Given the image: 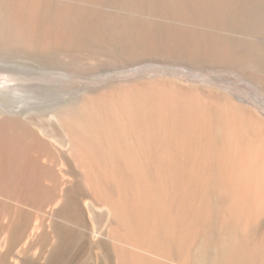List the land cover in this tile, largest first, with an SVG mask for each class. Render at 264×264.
Returning a JSON list of instances; mask_svg holds the SVG:
<instances>
[{
	"label": "rangeland",
	"instance_id": "rangeland-1",
	"mask_svg": "<svg viewBox=\"0 0 264 264\" xmlns=\"http://www.w3.org/2000/svg\"><path fill=\"white\" fill-rule=\"evenodd\" d=\"M210 4L0 0V264H44L56 239L49 224L59 198L51 195V187L58 190L61 179L94 188L92 180L109 173L113 160L117 175H128L125 158L111 151L113 132L121 128L116 114L126 105L132 122L157 130L152 145L158 149L159 112L164 122H177L197 106L211 107L220 119L232 110L264 125V50L253 49L246 57L231 47L237 41L264 43V38L224 28L210 16ZM135 104L145 111L143 117L131 110ZM101 116L109 126L97 127ZM138 156L141 184L143 157ZM101 190L95 192L99 198ZM17 201L25 205L23 222L8 233L3 223L8 211L16 212ZM94 210L90 220L99 231H108L103 206ZM91 241L84 238L56 264L115 263L105 236Z\"/></svg>",
	"mask_w": 264,
	"mask_h": 264
},
{
	"label": "bare ground",
	"instance_id": "bare-ground-1",
	"mask_svg": "<svg viewBox=\"0 0 264 264\" xmlns=\"http://www.w3.org/2000/svg\"><path fill=\"white\" fill-rule=\"evenodd\" d=\"M250 1L243 4L242 0H211L209 14L223 27L255 33L259 41L264 38V0ZM237 42L232 49L246 57L253 49L264 50L260 41ZM135 107L131 109L133 113L143 117L145 111ZM129 108L126 105L116 114L121 128L113 132L116 141L111 150L115 157L120 153L125 158L128 175H117L120 170L113 160L109 173L91 183L98 191L104 189L102 198L96 196L91 185L83 188L70 179H61L58 190L51 187V195L59 198L50 211L49 224L56 239L44 264L61 262L71 250L82 246L84 238L95 244L96 238L103 236L110 255L115 257L113 264H264L261 121L243 120L232 110L223 112L220 119L218 110L200 106L177 122H164L159 112L163 127H159L158 149L155 142L152 145L157 130L132 122ZM100 123L109 126L102 116L95 124L98 127ZM145 136L150 143L145 142ZM121 138L125 144H119L117 140ZM96 144L97 147L99 143ZM79 147L83 150L85 146ZM138 154L143 157L141 184L136 176ZM151 166L153 172L149 171ZM109 179L113 180L112 185L115 181L114 187L108 186ZM87 197L91 201H86ZM96 205H102L106 213V232L97 229L91 215L93 222L90 220L89 214L95 212ZM15 206L16 212L8 211V221L3 223L8 233L23 222L20 209L25 205L17 201ZM97 251L101 252L100 248Z\"/></svg>",
	"mask_w": 264,
	"mask_h": 264
}]
</instances>
